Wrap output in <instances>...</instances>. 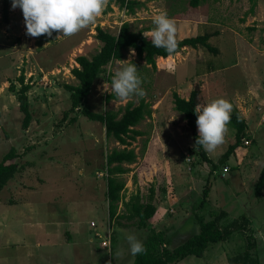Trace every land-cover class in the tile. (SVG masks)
Wrapping results in <instances>:
<instances>
[{
  "label": "rangeland",
  "instance_id": "1",
  "mask_svg": "<svg viewBox=\"0 0 264 264\" xmlns=\"http://www.w3.org/2000/svg\"><path fill=\"white\" fill-rule=\"evenodd\" d=\"M138 1L142 4L134 13L112 4L111 11L79 33L56 39L57 34L39 45V37L26 35L22 10L12 9V0L8 21L2 18L0 0V160L11 146L19 153V170L0 191V264H131L134 256L126 234L157 248L164 242L172 248L198 231L195 213L208 220L220 210L227 213L222 223L246 214L249 229L210 244L201 257L188 255L171 264H228V257L244 248L246 235L254 241L253 255L264 264V238L258 235L264 233V187L254 193L264 166V0L254 4L200 0L197 7L190 6L189 0ZM162 12L175 20L176 39L217 30L209 42L219 53L186 46L172 57L157 58L154 71L136 59L135 52L126 51L122 60L131 59L136 65L152 116L135 126L143 134L130 146L137 153L136 161L125 164L128 171L118 176L125 182L121 193L128 200L138 192L144 200L152 186L157 210L146 228L121 219L124 226L108 221L105 196L106 155L123 146L106 136L101 122L80 111L83 107L95 112L118 110L127 101L139 102L135 96L106 100L112 76L125 65L119 60L106 65L90 93L66 117L70 99L62 84L78 82L71 73L77 55L91 57L100 49L97 25L116 34L121 23L129 21L132 30L149 27L145 33L150 35L154 17ZM22 69L25 81L31 83L27 96L32 117L27 129L21 126L16 92L8 88L10 80L19 88ZM105 82L108 92L103 90ZM197 83L201 105L220 98L229 101L232 112L245 119L244 138L250 140L249 145L236 146L211 174V164L190 147L193 140L172 101L174 91L184 95ZM72 116L74 121L69 120ZM234 135L230 122L226 142L208 153L215 163L225 157ZM225 165L229 166L226 172ZM208 177L211 190L199 206ZM122 209L120 201L118 212ZM97 231L102 237L110 233V246H101Z\"/></svg>",
  "mask_w": 264,
  "mask_h": 264
},
{
  "label": "trees",
  "instance_id": "2",
  "mask_svg": "<svg viewBox=\"0 0 264 264\" xmlns=\"http://www.w3.org/2000/svg\"><path fill=\"white\" fill-rule=\"evenodd\" d=\"M252 4L256 0H249ZM200 0H189V5L197 7ZM112 4L126 10L127 13H134L135 8L142 3L138 0H109L108 6L104 13L112 10ZM252 9V7H251ZM9 0H2V18L8 21L9 17ZM96 38L102 43L100 49L91 57L79 54L75 57L76 66L71 69L72 75L77 79L76 84L63 83L62 86L69 92L70 106L64 111V117L68 116L69 112L77 109L83 102L84 98L90 93L92 84L97 75L102 72L104 67L115 60L125 58L126 51L132 50L135 52L136 59L143 60L146 65H149L152 70L157 69L156 59L159 57L167 58L169 55L163 48H156L152 45L150 35L145 32L150 30L149 27H144L139 30H132L129 21H123L116 34H112L101 26L95 27ZM58 33L53 32L52 36ZM213 35H218L217 30L205 32L194 36H186L177 39L178 49L176 54L186 46L193 48L204 47L213 54H218L219 50L213 46L209 39ZM145 36V37H144ZM48 36L42 35L37 43L42 45L44 41H48ZM17 80L20 84L16 89L11 80L9 81V90L16 92L18 108L22 113L21 126L27 129L31 120V112L29 109V101L27 92L31 88V83L25 81L24 71L21 70ZM201 87L196 84L190 91L188 98L181 97L177 92L172 93L174 109L182 114L186 123V129L191 136L195 149L201 159L211 164L213 173L218 163L208 155L207 152L199 145H196L198 138V129L196 125L197 115L195 108L201 105L200 100ZM114 94L106 96V100L114 98ZM152 105L144 98H139V102L134 104L132 101H127L126 104L118 110H106L104 112L91 111L87 107L81 109V114L90 120L101 122L105 128L107 137L114 138L122 148H113L106 155V189L105 196L107 199V214L108 221L116 220L120 225L121 219L131 221L138 228H146L149 220L154 216L157 205L155 202L156 189L152 186L148 189V194L145 199H141L140 194L133 193L128 200L124 199V194L121 192L125 189V182L118 176L127 172L128 167L125 164H131L136 161L137 153L133 147H130L137 136L142 135L143 131L136 129L135 126L145 117L152 116ZM202 106V105H201ZM76 116L70 117V121H74ZM230 122L234 126L235 135L234 142L229 144L223 156L226 158L232 153L236 146L242 143L245 130L247 127L244 118L239 117L236 111L231 112ZM19 153L11 146L0 160V191L5 184L19 170L18 158ZM225 164V163H224ZM212 186V181L208 177L205 181V186L202 189V199L199 206L205 202ZM264 187V166L260 171V175L255 183L254 193L258 194ZM122 201L123 209L118 212V203ZM227 215L225 210H220L211 219H206L202 214H194V218L198 224V231L190 235L178 245L172 248L167 247L164 242L161 248H157L150 241L143 242L146 251L134 256L131 264H171L188 255L201 257L205 249L213 243L224 241L235 231L246 232L249 229V218L246 214H241L239 217L232 218L226 223H222V219ZM125 226V225H124ZM114 239V238H113ZM254 241L250 235H246L244 248L234 255L228 257V264H260L257 257L252 253Z\"/></svg>",
  "mask_w": 264,
  "mask_h": 264
},
{
  "label": "clouds",
  "instance_id": "3",
  "mask_svg": "<svg viewBox=\"0 0 264 264\" xmlns=\"http://www.w3.org/2000/svg\"><path fill=\"white\" fill-rule=\"evenodd\" d=\"M108 3L109 0H12L11 6L12 9L19 7L22 10L26 35L33 38L42 35L52 37L53 32H56V39H59L62 36L71 37L94 24ZM153 24L155 27L150 33L152 45L163 48L169 55L175 53L179 47L175 20L162 12L154 17ZM131 54L134 55V51ZM118 63L125 66L117 69L112 76L111 94L121 101L130 100L134 96L143 98L146 92L141 87L143 81L138 75L136 65L131 59L119 60ZM103 90L107 91L106 82ZM232 110L233 105L223 98L205 106L197 105L196 145L201 146L207 153H213L222 146L226 142ZM258 235L264 238V233ZM125 238L132 256L146 251L143 243L134 234H126Z\"/></svg>",
  "mask_w": 264,
  "mask_h": 264
},
{
  "label": "built area",
  "instance_id": "4",
  "mask_svg": "<svg viewBox=\"0 0 264 264\" xmlns=\"http://www.w3.org/2000/svg\"><path fill=\"white\" fill-rule=\"evenodd\" d=\"M261 120L264 121V115L261 117ZM249 142H250L249 139H246L244 137L242 138V143L244 145H249ZM227 170H229V166L228 165H225L224 168H223V171L226 172ZM90 223H91V226H95V222L93 220H91ZM95 236L100 239L101 246H103V247L110 246V244H111L110 233H109V235H106V236H103L102 237V235L97 231L95 233Z\"/></svg>",
  "mask_w": 264,
  "mask_h": 264
},
{
  "label": "crops",
  "instance_id": "5",
  "mask_svg": "<svg viewBox=\"0 0 264 264\" xmlns=\"http://www.w3.org/2000/svg\"><path fill=\"white\" fill-rule=\"evenodd\" d=\"M175 55V54H174ZM173 55H171V57H172ZM170 57V56H169ZM159 58H162V57H159ZM163 59V58H162ZM157 60V59H156ZM213 71V70H212ZM210 74H211V72H210ZM201 77H204L203 76V74L201 75ZM202 89H203V86H204V81H202ZM192 89H189V90H187L186 92H185V94L183 95V94H181L180 96L181 97H184V98H188V96H189V94H190V91H191ZM179 94V93H178ZM177 130H179L180 131V129L179 128H177ZM181 132H183L184 133V131H181ZM186 133V132H185ZM190 147H192V145L190 146ZM227 159L228 158H226V160L225 161H227Z\"/></svg>",
  "mask_w": 264,
  "mask_h": 264
},
{
  "label": "water",
  "instance_id": "6",
  "mask_svg": "<svg viewBox=\"0 0 264 264\" xmlns=\"http://www.w3.org/2000/svg\"><path fill=\"white\" fill-rule=\"evenodd\" d=\"M226 160V157H223L222 159H220L219 161H218V164L219 165H221V164H223V162Z\"/></svg>",
  "mask_w": 264,
  "mask_h": 264
}]
</instances>
